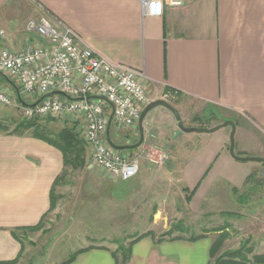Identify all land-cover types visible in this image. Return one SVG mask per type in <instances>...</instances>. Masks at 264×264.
Instances as JSON below:
<instances>
[{"label": "crops", "instance_id": "crops-1", "mask_svg": "<svg viewBox=\"0 0 264 264\" xmlns=\"http://www.w3.org/2000/svg\"><path fill=\"white\" fill-rule=\"evenodd\" d=\"M46 14L70 27L79 47L141 71L150 101L176 105L183 122L182 109L189 116L200 113L203 122L194 117L184 123L188 127H211L214 118L232 120L236 155L264 157V0H186L180 7H165L160 17L145 16L137 0H0V49L16 51L26 41L35 42L26 22ZM10 81L16 86L0 73L7 88ZM143 130L146 158L163 154L171 160L155 185L162 193L169 179L180 189L182 217L176 220L222 216L239 202L242 221L254 222L256 234L263 229L264 165L229 154L230 127L184 132L168 109L157 106L146 114ZM63 171L62 153L54 146L26 134H0V263L18 257L20 244L12 231L36 225L46 214ZM157 214L166 220L157 208L153 224ZM175 234L161 241L153 232L143 237L127 264H208V233L196 240ZM113 253L91 247L66 264H117Z\"/></svg>", "mask_w": 264, "mask_h": 264}, {"label": "rangeland", "instance_id": "rangeland-1", "mask_svg": "<svg viewBox=\"0 0 264 264\" xmlns=\"http://www.w3.org/2000/svg\"><path fill=\"white\" fill-rule=\"evenodd\" d=\"M6 76L15 81L10 78L11 76ZM1 79L5 78L1 76ZM9 84L11 87L7 88V85L0 82V90L7 92L12 98L10 105L0 104V134L12 132L16 124L23 120L36 119L49 132H56L66 125L75 124L82 137L83 125L78 116L46 115L41 118H26L21 112L20 105L32 104L34 98L21 94L16 81L14 82L16 86L11 81ZM173 106L177 109L176 105ZM180 109L182 108L180 107ZM181 111L185 118L183 123L188 125L192 118L199 117L200 114L192 112L190 118L188 113H185L186 109ZM199 120L202 121V118L198 119V122ZM219 123L222 122L214 118L207 126L212 127ZM114 126L112 124L110 127V137L114 143L124 145L138 141L137 127L116 129ZM29 133L30 131H25V134ZM143 144H145L144 140L141 146L129 152L132 156H139V172L128 181L115 179L102 171L101 168L93 166L91 150L88 147L83 167L75 171L69 170L61 173L60 178L62 179H59L63 184L61 185L58 181L56 186L54 185L56 189L53 186L51 207L42 216L39 226L33 229L29 227L18 229L14 232L20 244L18 257L14 261L1 262L0 264H62L79 249L103 247L115 252L120 244L127 246L134 237L146 231L151 230L156 239H164V234L168 232L169 228L174 230L179 225L184 227V224L188 228L185 236L191 237L208 233L212 241L218 237V232L213 229L227 227L226 238H224L216 256L227 249H238L243 246L248 237L253 242V245L244 246L245 251L252 248V253L248 254V257L264 253V222L261 231L257 234L253 232L255 223L242 221V203L236 202L238 205H231L232 211L222 216H200V218L184 216L182 220H176L182 217L183 199L180 189L171 184L169 179L166 182V189L161 191L162 193L157 191L159 187L155 185V183L159 184L158 180L162 176L160 173L165 172L172 165L171 160L166 155L164 164L158 167L155 159L159 157V154L147 159L140 153L144 147ZM146 149L145 147V152ZM153 170L157 171L156 175L150 174ZM147 173L149 174L146 177ZM163 175L165 177V174ZM147 181L150 185L144 184ZM262 182H264V176ZM142 186H144V190ZM261 192L264 195V185L261 187ZM237 196L240 200V194ZM157 208L161 211V217H166V220L162 221L160 215L157 214V223L153 224L151 218ZM162 225H167L169 228L166 230ZM175 231H178V228ZM146 236L149 235L133 240L130 250L135 243ZM117 257L120 262L121 251L117 253Z\"/></svg>", "mask_w": 264, "mask_h": 264}, {"label": "built area", "instance_id": "built-area-1", "mask_svg": "<svg viewBox=\"0 0 264 264\" xmlns=\"http://www.w3.org/2000/svg\"><path fill=\"white\" fill-rule=\"evenodd\" d=\"M137 1L145 16L160 17L165 7H180L186 0ZM26 30L36 35L35 42L26 41L16 51L0 49V73L11 76L21 94L34 98L32 104L20 105L23 115L78 116L91 164L121 181L135 177L139 156L111 147L106 130L110 115L116 129L138 128L140 114L150 102L141 83L143 73L79 47L75 32L47 14L28 19ZM11 103L9 94L0 90V104ZM140 153L146 156L144 149ZM164 158L161 154L155 162L162 164Z\"/></svg>", "mask_w": 264, "mask_h": 264}, {"label": "trees", "instance_id": "trees-1", "mask_svg": "<svg viewBox=\"0 0 264 264\" xmlns=\"http://www.w3.org/2000/svg\"><path fill=\"white\" fill-rule=\"evenodd\" d=\"M225 120L226 119H223L221 120V122ZM25 131H30V133L26 135H30L34 138L45 141L48 144L57 148L62 153L64 171H67L68 169L75 171L76 169L84 166L88 145L81 137L80 131L76 129L75 124L66 125L56 132H49V130L46 127L40 125L36 119L23 120L17 123L14 130L8 134L25 135ZM129 151H134V149L129 150ZM262 165H264V163H262ZM58 181H59V177L55 179L54 185H56ZM52 193H53V188L51 190V201L53 200ZM190 194L186 193L185 195L186 201H189ZM50 207H51V204H50ZM40 221L36 225L30 226L29 228L31 229L37 228L40 224ZM182 226L183 225H179L178 227H175L174 230L172 228H169L168 232H166L164 236H169V235L172 236L175 233H177V235L175 234L176 236H183L184 234H186L185 232H188V228L185 227L186 226L185 224H184V227ZM176 228H178V231H175ZM226 228L227 227H219L217 229H213V231L218 232V237L212 241V245L210 248V259H209L208 264H264V253L253 254L252 257L249 258L248 254L252 253V248H248L246 251L244 250L246 249L244 247L245 245H253L252 244L253 242L249 237H248V240L244 241L243 246H240L238 249H235V250L227 249V250L222 251L216 256V254L219 252V248L221 247L224 241V238H226V231H227ZM12 233L15 235L13 231ZM145 235H152L151 230L146 231L145 233L134 237L133 240H137L139 237L145 236ZM200 237H202V234L193 235L187 238L190 240H196ZM133 240H131L132 242L130 241L131 243H129L127 246H123L122 244H120L118 246V250L113 253L117 264L118 263H121V264L128 263V260L130 257V254H129L130 246L134 242ZM161 240H162L161 238L156 239V241H161ZM89 248L91 247L77 250L67 260L63 261L62 264L71 262L72 260L75 259V257L79 253L85 250H88ZM119 251L122 252V257L120 259V262L117 257V253Z\"/></svg>", "mask_w": 264, "mask_h": 264}, {"label": "water", "instance_id": "water-1", "mask_svg": "<svg viewBox=\"0 0 264 264\" xmlns=\"http://www.w3.org/2000/svg\"><path fill=\"white\" fill-rule=\"evenodd\" d=\"M56 92L59 93L58 91H56ZM157 106H163L166 109H168L173 114V116L177 122L178 128L184 132L211 133V132L217 131L220 128L229 126L230 127L229 154L234 159H236L238 161H254V162L264 163V157H260V156H238V155H236V153L234 151L236 126L232 120L227 119V120L223 121L222 123H219V124L212 126V127H188V126L184 125L179 111L170 102H168L165 99L152 100L144 107V109L142 110V112L140 114L139 120H138L139 139L137 142L132 143V144L119 145V144L114 143L111 140L110 127H111L112 115H110L109 120H108V124H107V130H106V137H107L108 144L115 149H123V150H133V149H136L139 146H141L143 143V140H144L143 120H144L146 114L150 110H152L153 108H155Z\"/></svg>", "mask_w": 264, "mask_h": 264}]
</instances>
